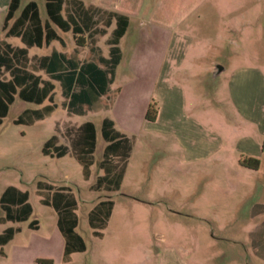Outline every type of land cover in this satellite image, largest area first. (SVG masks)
I'll use <instances>...</instances> for the list:
<instances>
[{"label": "rangeland", "instance_id": "obj_1", "mask_svg": "<svg viewBox=\"0 0 264 264\" xmlns=\"http://www.w3.org/2000/svg\"><path fill=\"white\" fill-rule=\"evenodd\" d=\"M8 1L0 0V25L3 5ZM28 1L19 0L14 14ZM32 1L37 4L40 18H45L44 0ZM81 1L85 6L93 4L128 18L126 31L117 43L120 60L110 84L111 90H119L108 110L100 108L85 116H73V123L70 120L61 122L67 118L61 110L63 98L57 86L52 94L54 112L31 124L13 120L24 108L39 105L14 96L0 122V192L7 185L26 191L31 213L23 221L5 224L17 225L19 230L1 247L0 264H30L33 256L49 255L56 262L60 259L59 240L57 242L53 233L56 212L50 205L39 201L41 195L37 193V181L50 183L54 189L65 186L76 200L74 230L82 237L85 249L73 254L68 264H157L158 251L183 254V247L192 249L191 256L196 253L202 264H239L241 259L233 256L246 251L250 252V259L244 261L254 264L255 255L249 249L247 239L251 224L245 218L251 202H264V173L261 179L250 177L237 163L240 155L230 159V153L224 149L219 153L224 154V161L215 157L182 158L176 136L164 120V112L168 114L170 96L173 92L178 93L180 88L186 104L194 106L191 115L206 127L222 132V140L234 142L239 137L240 133L229 130L231 127L240 128V122L232 115L227 88L231 74L236 70L259 68L264 72V0ZM96 16L101 25L105 13ZM112 27H106V34L96 42L99 52L105 56ZM168 30L185 34L190 45L185 60L199 65L201 72L207 68L201 78L204 83L199 84L198 77L185 71L174 77L171 89L163 83ZM4 31L1 27L0 39ZM58 32L62 42L53 44L59 50L74 53L80 60L88 58L86 49L73 51L70 33ZM5 40L12 45H22L16 37ZM51 46L49 43L40 48L32 47L30 52L48 53ZM97 52H92L93 58ZM197 54H202L203 58H195ZM215 65L223 67L216 74ZM184 69L189 70L188 67ZM215 86L219 89V103L206 107L201 99H205V94ZM149 102H154L159 111L154 122L144 120ZM106 116L130 140L131 146L121 185L116 191L90 188L95 175L99 171L102 173L98 167L104 145L100 122ZM84 120H90L96 129L93 163L86 178L73 157L74 147H70L72 156L57 158L41 153L43 142L54 133L55 121L60 126L61 138L68 144L77 123ZM206 127L195 130L186 123L176 134L186 142L193 137L202 139L210 149V139L205 140ZM245 127L244 133H248L249 125L245 123ZM249 129L253 135L254 126ZM189 151L187 148L185 155ZM261 160L264 168V157ZM111 161L117 166L121 163L118 157H111ZM225 166L229 167L227 173L223 172ZM248 181L256 185L249 188ZM100 198H110L113 207L105 228L101 230L103 236L97 237L87 223V212ZM31 220L36 221L37 228L28 227ZM2 224L4 222L0 223V232ZM213 236L218 239L213 241ZM222 237L240 243L232 245Z\"/></svg>", "mask_w": 264, "mask_h": 264}, {"label": "trees", "instance_id": "obj_2", "mask_svg": "<svg viewBox=\"0 0 264 264\" xmlns=\"http://www.w3.org/2000/svg\"><path fill=\"white\" fill-rule=\"evenodd\" d=\"M19 0H9L2 21L5 36L17 37L23 46H11L0 41V122L7 113L8 106L16 95L21 100L37 105L47 101L38 108H25L13 120L15 123L31 124L49 115L54 110L52 94L55 88L51 80L57 81L63 98L61 108L67 115H83L87 111H95L108 106L118 91L110 89L114 69L120 59L117 46L119 38L124 34L128 25L125 15L108 11L88 4L81 0H44L46 18L41 21L37 4L30 0L23 5L15 16ZM105 13V18L99 20L96 14ZM9 21H11L9 23ZM114 27L110 31L107 56H102L96 42L106 34V27L111 22ZM52 25L62 32L69 31L76 48L86 49L88 58L79 59L74 53L69 55L52 50L47 55H28V48L48 44L58 36ZM94 51H98L93 58ZM156 113L154 102L148 103L144 119L153 120ZM67 133V131H66ZM69 133V132H68ZM100 135L105 144L102 148L101 159L98 162L100 175L95 177L90 185L93 190L116 191L120 188L124 167L130 151V140L113 127L108 117H103L100 123ZM74 147V158L81 166L84 178L89 174V166L93 163L95 149L94 124L87 120L75 127L68 144H58L57 136L51 134L42 144L41 153L50 157H61ZM264 152V138L261 142ZM111 157L121 160L119 166L111 161ZM241 166L255 169L258 160L251 157L238 159ZM39 201L50 205L56 212V227L63 238L61 262L69 260L73 252H82L85 244L82 237L74 230L77 218L74 210L76 200L70 190L61 186L56 189L45 181L36 182ZM113 201L110 198L99 199L87 212V223L92 228L93 235L100 237L109 219ZM0 223L25 220L31 213L27 201V192L13 185H7L0 194ZM28 227L35 229L36 221L31 220ZM17 227H6L0 233L1 246L9 241L17 231ZM40 264H50L51 259L35 258Z\"/></svg>", "mask_w": 264, "mask_h": 264}, {"label": "crops", "instance_id": "obj_3", "mask_svg": "<svg viewBox=\"0 0 264 264\" xmlns=\"http://www.w3.org/2000/svg\"><path fill=\"white\" fill-rule=\"evenodd\" d=\"M7 4L3 5V10H4L3 16L5 14ZM91 5H93V4H91ZM100 8L108 10V11L116 12L113 10H109L107 8H103V7H100ZM18 12H17V14H18ZM116 13H119V12H116ZM119 14H122V13H119ZM122 15H124V14H122ZM45 18H43V19L40 18V19H41V21H43ZM2 21H3V17H2ZM10 22L11 21H9V23ZM110 25H113V27H114V22L112 21ZM1 26H2V23L0 25V28H1ZM52 28H53V30H55V33L58 36V39H53L49 42L52 45L50 48L51 50L48 53H41V54H39L37 52L32 53V52H30L31 48L36 47V46H32V47L28 48V55H33V54L36 56L47 55L52 50H55V51H58L61 53H66L64 51L59 50L56 47V45L53 44L56 41L61 43L62 38L60 37L59 32H58L60 30L58 28H56L54 25H52ZM60 32H62V31H60ZM67 32L70 33L69 31H67ZM67 32H62V33H67ZM168 32H169L168 42L166 44V47L164 50V57H163V83H166L167 87H169V89H171L174 77L181 72L183 73L184 71H185V73H188L193 77H198L197 82L199 84L204 83L203 82L204 80L201 78L204 76L203 72L207 71V68L205 67V69H202V72H201V70L199 71V69H200L199 65H197L191 61L189 62V61L185 60L186 52L190 47V45L186 39L185 34L178 31V30H168ZM3 35L4 36H3V38L0 39V41L3 40L4 42L8 43L11 46H18V47L23 46V44L21 42L20 43L22 45H20V46L10 44L9 42H7L5 40V38L12 37V36H5V33ZM70 37H71V40L73 43V51H74L77 48L73 42L71 33H70ZM118 42H119V40H118ZM43 45H45V44H43ZM42 46H40V47H42ZM40 47H37V48H40ZM78 49H80V48H78ZM66 54L69 55L70 53H66ZM102 56L105 57V55H103V54H102ZM195 58L201 59V58H203V55L197 54V56H195ZM184 67H188L189 70L184 69ZM236 71H235V73L233 72L231 74L229 85L227 88L228 93H229L228 99H229L230 104H231L232 109H233L232 115H235L237 117V119H239L240 128H241V129L239 127L229 128L230 132L232 131V132L240 133L239 137L236 138V140L234 142L228 141V140H222L220 138V135H222V132H220L218 129L216 130L212 127H208V126L206 127L202 122H200L193 115H191L192 111L194 110V106L186 104V99L184 97V93L182 92V90L180 88L178 89L179 90L178 93L173 92V95L171 94L172 95V96H170L171 109H168L169 110L168 114H166V112H164V120L166 122H168L169 128L172 130V132H174V135L176 136L175 142L177 143V145L180 148L182 158H185V156H187V159L215 157L218 161H221V160L224 161L225 160V158L223 157L224 154H219L220 151L222 149H224L226 152L230 153V155H229L230 159L231 158L236 159V154L238 156L240 155L239 157H242V155H244L247 157L256 158L258 160V165L255 169L241 166L238 163V158H237V163H238L239 167L245 169L244 170L245 174H247V175L249 174L250 177L253 176V178H255V179H257V178L261 179L260 176L264 173V168H262V164H261L262 163L261 159H262V157H264V152L261 151V142L264 138V72L262 70H260L259 68H250V69L245 68V69L236 70ZM114 74H115V69H114ZM114 74H113V79H114ZM113 79H112V82H113ZM51 81L54 83L55 87L57 86L59 88L57 81H55V80H51ZM109 88H110V85H109ZM118 90H119V88H118ZM59 92H60V90H59ZM205 95H206L205 99H201V102L206 104V107L210 106L211 104L217 105L219 103V99H218L219 89L216 86L214 88H211L210 91H208V93ZM208 96H210V97L208 98ZM200 98H202L201 95H200ZM112 101H113V99H112ZM112 101L108 104L107 107L104 106V107H100V108H102L104 110H108L111 106ZM46 103H47V101H44L38 107H40L41 105H44ZM147 105H148V103H147ZM147 105H146V107H147ZM38 107H36V108H38ZM100 108L96 109L94 112L100 110ZM55 109H56V107H54V110ZM54 110L52 112H54ZM61 110L64 111L65 116L67 118L66 120H62L61 122H65V123H66V121H69V120L71 123H73V121L71 120V117H73V116H85L89 112V111H87L83 115H67L64 109L61 108ZM204 110L206 112L208 111V109H206V108ZM52 112L49 115L43 117L42 119L49 117L52 114ZM158 114H159V111L156 108V113H155L154 119L151 121L146 120V119H144V120L146 122H154L157 119ZM108 118H110V117H108ZM42 119H38V120H42ZM38 120H36V121H38ZM58 121H55L54 129H53L54 133H52V134H55L57 136V143L58 144L66 145L67 143L61 138V135H60L61 131L59 129L60 126L57 125ZM84 121H87V120H84ZM84 121H82V122H84ZM82 122H78L76 126H78ZM112 122H113V127L117 131H119L115 127V123L113 120H112ZM186 123H188V125H190L191 128H193L195 130H202L204 127H206V130L208 132L205 133V136H206L205 140L210 139L209 140V143L211 146L210 149H209V144L207 142H206V144H203L202 139H194V137H193V139H187L186 138L188 140L186 142L180 138L179 134L178 135L176 134L177 130L182 131L181 127ZM245 123H246V126L249 125L250 128H251V125L254 126L255 133L253 135L250 134L251 129H249V127H248L249 132L244 133L245 132L244 129L247 130V127H245ZM94 130H95V143H96L95 126H94ZM200 137H202V136H200ZM213 138H216V139L214 140ZM189 140H191V141H189ZM104 144H105V142H104ZM187 148H189L190 151L185 155ZM66 155H71V154L67 153ZM61 157H63V156H61ZM57 158H60V157H57ZM228 160H229V157H228ZM90 169H91V165L89 166V171H90ZM124 169H125V167H124ZM223 172H225V173L229 172V167L225 166L223 169ZM123 173H124V171H123ZM100 174H101V172L99 171L96 175H100ZM96 175H95V177H96ZM122 178H123V176H122ZM246 185L249 188H252L256 184H254V182H252V181H248V182H246ZM262 187L264 190V185ZM1 192H0V194H1ZM111 213H110V216H111ZM262 214H264V202L261 200L251 202L250 206H248L245 219L247 222H250L249 224H251L250 225L251 229L247 232V239L249 242L248 247L251 250V252L255 255L254 264H264V215H262ZM228 221H231V220H228ZM8 222L11 223L12 221L4 222V224H2L3 226L1 228V232L6 227H10V226L11 227H17L19 230V227L17 225H14V226L5 225ZM55 225H56V221H55ZM36 228H37V225H36ZM18 230L15 232H18ZM53 233H54L55 239L59 240V243H58V247L60 250L59 261L56 262V260L49 255L48 256H33L30 259L31 260L29 262L30 264H40V263H36L34 261L35 258L51 259L52 262L50 264H68L71 261L73 254L77 253V252L71 253L70 258L67 262H65V263L61 262L63 238H62L60 232L58 231L57 227L54 228ZM102 236H103V234H101L100 237H102ZM216 239H218V238L213 236L212 240L214 241ZM221 239L225 240L227 243H230L232 245H235L238 242L240 243L239 240H236L233 238L222 237ZM58 240H57V242H58ZM242 244H245V242L243 241ZM191 250L186 248V247H183V250H182L183 254L182 253L179 254L176 251H167V250L158 251L156 256H157L159 263H157V264H202V263H200L199 259L196 257V253L194 254V256H191V254H193V250L192 251ZM217 253H218V251H217ZM249 253L250 252L246 251L243 254H241V253L235 254V256H233V257L237 258L238 260L241 259L239 264H248V262L246 263V261H244V260H246L247 258L250 259ZM2 254H3V252L1 253V255ZM236 255H237V257H236ZM248 261H250V260H248Z\"/></svg>", "mask_w": 264, "mask_h": 264}, {"label": "water", "instance_id": "obj_4", "mask_svg": "<svg viewBox=\"0 0 264 264\" xmlns=\"http://www.w3.org/2000/svg\"><path fill=\"white\" fill-rule=\"evenodd\" d=\"M220 70H222L221 66L215 65V71L214 74L218 73Z\"/></svg>", "mask_w": 264, "mask_h": 264}]
</instances>
